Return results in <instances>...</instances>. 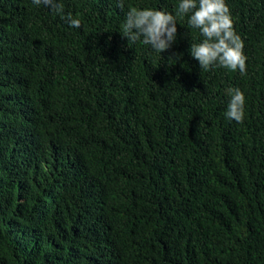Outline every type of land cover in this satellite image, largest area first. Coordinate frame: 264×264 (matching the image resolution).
<instances>
[{"label": "trees", "instance_id": "1", "mask_svg": "<svg viewBox=\"0 0 264 264\" xmlns=\"http://www.w3.org/2000/svg\"><path fill=\"white\" fill-rule=\"evenodd\" d=\"M58 2L80 28L0 0V264H264V0H225L243 75L200 69L187 15L161 54L121 36L180 0Z\"/></svg>", "mask_w": 264, "mask_h": 264}, {"label": "clouds", "instance_id": "2", "mask_svg": "<svg viewBox=\"0 0 264 264\" xmlns=\"http://www.w3.org/2000/svg\"><path fill=\"white\" fill-rule=\"evenodd\" d=\"M32 3L36 6L45 5L61 15L71 27H81L80 19L64 14V6L58 0H32ZM116 6L124 9L125 0H116ZM185 15L188 16L189 25L198 29L204 38L190 47V54L198 61L200 69L209 71L222 67L246 74L244 43L235 31L225 0H180L175 15L151 7H129L120 34L127 42L141 41L161 54L176 41L177 17ZM226 92L230 97L226 117L242 123L245 118L243 92L239 88H228Z\"/></svg>", "mask_w": 264, "mask_h": 264}]
</instances>
